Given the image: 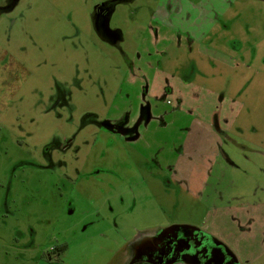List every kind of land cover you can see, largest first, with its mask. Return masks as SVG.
<instances>
[{
    "label": "rangeland",
    "instance_id": "rangeland-1",
    "mask_svg": "<svg viewBox=\"0 0 264 264\" xmlns=\"http://www.w3.org/2000/svg\"><path fill=\"white\" fill-rule=\"evenodd\" d=\"M6 1L0 0V7H6ZM108 2L115 8L110 28L120 31L121 39L115 42L105 40L104 30L101 33L94 24L97 6ZM168 4L165 20L154 21L157 7ZM224 11L225 21H234L228 30L217 22ZM145 84L162 113L177 107L184 111L175 118L179 125L160 132L157 142H182L190 130V141L205 138L209 131L191 124L189 110L195 107L204 123L215 124L216 115L228 118L233 125L228 124L229 137L222 146L239 167L219 162L208 168L209 184L216 182L217 189L228 183L240 190H264L263 3L21 0L0 17V184L12 182L17 204L8 223L0 222V264H107L121 249L124 236L131 234L119 236L116 226L137 222L142 229L174 221L200 222L203 208L197 193L164 192L133 146L94 124L140 110ZM58 91L68 96V106L52 107ZM72 136L73 152L64 154L62 141ZM156 141L142 145L166 152L169 145L158 146ZM208 146L201 142L199 152ZM164 152L159 158L166 163ZM37 164L48 167L38 169ZM75 168L82 170L80 176ZM66 175L76 182L73 191ZM3 191L0 188V204ZM135 203L133 215L118 213L131 212ZM81 211L86 212L79 217ZM226 221L207 220L223 233L233 230ZM29 228L38 232L40 250L59 243H66L68 250L59 260H49L54 254L42 260L15 259Z\"/></svg>",
    "mask_w": 264,
    "mask_h": 264
},
{
    "label": "flooded vegetation",
    "instance_id": "flooded-vegetation-1",
    "mask_svg": "<svg viewBox=\"0 0 264 264\" xmlns=\"http://www.w3.org/2000/svg\"><path fill=\"white\" fill-rule=\"evenodd\" d=\"M21 0H7L6 7H0V17L4 14H8L14 10V6L18 5ZM209 1V0H208ZM236 1V0H235ZM264 4V0H258ZM114 4L108 2L97 6L94 14V24L98 31L104 30L102 37L108 42H115L120 37V31L111 30L110 22L115 15ZM171 5H165V7H157L153 17L165 20V13H169L167 8ZM233 6V5H232ZM211 8V6H210ZM214 8L218 11L219 8ZM228 12L224 11L220 13L217 18L221 27L228 30L231 28L234 21L228 24L226 19ZM159 20V22H160ZM229 20V19H228ZM102 27H104L102 29ZM155 36L158 37L157 32ZM133 65V63H131ZM133 67V66H131ZM140 71L142 69L139 68ZM134 72V70H133ZM140 74V73H139ZM136 76V75H135ZM143 78H147L142 74ZM188 80V83L191 81ZM149 87L144 85L142 88V103L140 110L136 113L131 111L129 113L118 114L110 117L107 123L95 122L94 124L102 129L107 128L108 132L115 134L117 140L123 145H131L138 154V159L144 163L147 171L150 174L151 179H155L160 182L164 192L173 191L175 194H187L197 193V203L203 208L202 219L200 222H169L168 224H153L145 228H140L137 222H129L128 225H121V229L114 223L113 226L116 229V233L123 237V233L131 231V234L124 236L121 249L111 257L107 264H264V190H243L238 189L232 185L226 184L225 187L217 189L218 184L215 185L202 184L201 187L195 188L191 184V178L188 175L192 172H196L197 176L202 175L203 170L200 169V164L209 157L211 147L213 146L217 151L215 157V166L217 163H222L228 167H236L238 164L232 159L231 155L223 148L222 143L226 144V139L229 137L228 130L225 128L229 125H233L228 118L220 119V115L215 116V124L204 123L201 120L200 112L197 113L199 107H195V110H189L192 117L191 124L195 128L207 129L209 133L204 138L189 140V132L185 134L186 138L182 142L175 141L174 138H169L163 141H156V136L160 135L170 128L171 126H178L179 121L175 118H179L178 112H184L182 108L177 107L171 112V110L165 113L160 111L157 105H153L152 100L148 95ZM55 102H52V107H64L68 106V96H65L63 92L58 91ZM170 104V102H167ZM174 114L173 118L168 121V118ZM217 114L213 112L212 115ZM213 115V116H214ZM186 116H182L181 125L185 124L184 119ZM93 121V119H92ZM177 122V124H176ZM184 123V124H183ZM216 128V129H215ZM211 129V130H209ZM205 131V130H204ZM206 131V132H207ZM214 133L217 137L214 141V137L211 135ZM211 136V138H209ZM159 137V136H157ZM154 140L158 146L169 145L166 152L165 148L160 147L157 150L147 149L142 143L148 144L149 141ZM201 142L208 143L209 148L205 152H199ZM73 136L65 137L60 146L61 152H73ZM171 144V147H170ZM59 147V146H58ZM58 151V150H54ZM156 151V152H155ZM164 152L166 155V163L159 158V154ZM64 153V154H65ZM59 155V153H58ZM58 161H65L59 159ZM138 161V162H140ZM73 162V161H71ZM21 163H18V166ZM53 166V164L51 165ZM50 166V167H51ZM214 166V167H215ZM35 168L46 169L48 166L43 164L34 165ZM214 167H211L210 170ZM65 168V167H63ZM78 176L82 174V170L76 169ZM110 176L115 177L116 174L111 171H106ZM13 176V175H12ZM67 180L73 181V179L66 175ZM211 178V176H210ZM73 181L72 191L74 184ZM12 182L0 184V188H3L4 196L0 204V222L8 223L7 220L11 216H14L13 205H17L16 201L12 198ZM57 184V183H56ZM55 184V185H56ZM76 186V185H75ZM216 188V189H215ZM61 191V190H59ZM61 194V193H60ZM73 194V192H72ZM134 196V195H133ZM135 197V196H134ZM123 201V200H122ZM68 203L72 204L70 199ZM125 206L123 202L121 204ZM132 211L126 212L125 210L119 211L122 217H127L136 213V203L132 205ZM4 212V213H3ZM86 211H81L79 217H81ZM114 212V211H113ZM115 213V212H114ZM113 213V214H114ZM261 213V214H260ZM14 217H12L13 219ZM227 220L226 222L233 226L232 229H225V233L214 230L207 220L213 222L218 219ZM104 220V218H103ZM108 223V222H107ZM48 224V223H47ZM69 227V231L74 229ZM87 229L85 227L80 228V232ZM26 238L21 244H24L22 252L15 255V259L23 260L31 258L32 260L45 258L46 255L54 254L53 257H49L59 260V256L68 250L66 243L52 245L45 252L39 249L37 243L38 232L34 228H29ZM100 236L102 234L100 233ZM238 236V237H237ZM242 237V238H241ZM57 239V238H56ZM0 242H3V238L0 236ZM47 253V254H46ZM8 254H6V258Z\"/></svg>",
    "mask_w": 264,
    "mask_h": 264
},
{
    "label": "crops",
    "instance_id": "crops-1",
    "mask_svg": "<svg viewBox=\"0 0 264 264\" xmlns=\"http://www.w3.org/2000/svg\"><path fill=\"white\" fill-rule=\"evenodd\" d=\"M228 128L229 127H226L225 129L228 130ZM206 131H207V129H206ZM211 135L214 137V141H215V139L217 137H215L214 133H211ZM211 152H212V154L209 157H207L203 163L200 164V169L203 170V173L200 176V179H199V176H197L196 172H192L191 174L190 173L188 174L191 178V180H190L191 184L195 188L201 187L203 183L208 185L210 182V176L208 174V168L215 166L214 160H215V157L217 154V151L215 150V148L213 146L211 147Z\"/></svg>",
    "mask_w": 264,
    "mask_h": 264
}]
</instances>
